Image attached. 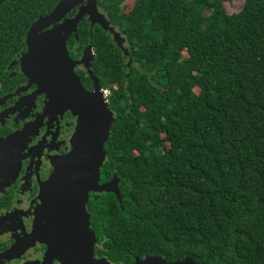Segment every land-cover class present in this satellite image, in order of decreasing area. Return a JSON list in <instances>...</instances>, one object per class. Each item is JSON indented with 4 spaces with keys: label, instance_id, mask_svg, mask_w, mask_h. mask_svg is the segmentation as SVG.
I'll list each match as a JSON object with an SVG mask.
<instances>
[{
    "label": "trees",
    "instance_id": "obj_1",
    "mask_svg": "<svg viewBox=\"0 0 264 264\" xmlns=\"http://www.w3.org/2000/svg\"><path fill=\"white\" fill-rule=\"evenodd\" d=\"M59 1L0 5V61ZM229 1L97 0L135 64L94 27L115 113L100 172L118 196L89 204L112 264H264V0Z\"/></svg>",
    "mask_w": 264,
    "mask_h": 264
},
{
    "label": "water",
    "instance_id": "obj_2",
    "mask_svg": "<svg viewBox=\"0 0 264 264\" xmlns=\"http://www.w3.org/2000/svg\"><path fill=\"white\" fill-rule=\"evenodd\" d=\"M6 1L0 0V5ZM84 1L60 0L49 14L37 19L26 34V53L21 58L25 75L47 94L48 106L69 111L77 117L72 150L54 163L48 188L42 193L45 203L42 214L50 215L51 220L40 227L37 236L48 247V260L59 257L60 264H112L104 258L93 257L96 239L89 228L86 204L90 192L118 196L116 178L99 184L100 169L106 157L104 144L109 138L114 116L100 94L95 78L96 93L90 94L84 89L74 68L85 60L74 62L69 58L66 39L77 32V25L84 16H88L91 27L98 25L119 45L121 36L97 10L96 0H88L86 6L82 5ZM78 6L74 17L65 18ZM131 264L194 263L189 258L181 263H166L154 256L142 260L136 258Z\"/></svg>",
    "mask_w": 264,
    "mask_h": 264
},
{
    "label": "flooded vegetation",
    "instance_id": "obj_3",
    "mask_svg": "<svg viewBox=\"0 0 264 264\" xmlns=\"http://www.w3.org/2000/svg\"><path fill=\"white\" fill-rule=\"evenodd\" d=\"M87 1L82 5L86 6ZM95 4L109 22L107 15L98 8L97 0ZM80 6L72 9L65 18L74 17ZM81 23L88 25V28L79 27ZM90 25L88 16H84L77 25V32L67 37L66 47L69 58L74 62L82 60L86 56L85 52L91 53L92 57L86 56L83 64L75 66L74 72L84 89L95 94L93 78L98 81V85L100 81L94 63L95 48L89 38L98 25ZM109 25L120 33L110 22ZM81 36L85 41L82 45ZM120 36L122 47L112 41L120 49L128 69L135 64L129 58V45L125 36L122 33ZM123 45H126V53ZM25 53L24 44L22 49L13 50L6 60L0 61V264H60L59 257L46 259L48 247L37 233L40 227L51 220L50 215L42 214L45 208L42 193L48 188L54 163L72 150L71 141L76 132L77 117L69 111L62 112L48 106L47 94L40 91L23 71L21 58ZM114 88L117 89V86ZM101 90L105 89H99L103 95ZM108 91L107 106L110 104V95H113ZM110 111L115 117V113ZM109 181H103L100 172L99 184ZM97 195L100 194L90 192L86 204L89 228L96 239L93 257L108 260L105 256V240L99 241L97 220L93 219L89 204Z\"/></svg>",
    "mask_w": 264,
    "mask_h": 264
},
{
    "label": "rangeland",
    "instance_id": "obj_4",
    "mask_svg": "<svg viewBox=\"0 0 264 264\" xmlns=\"http://www.w3.org/2000/svg\"><path fill=\"white\" fill-rule=\"evenodd\" d=\"M244 0H230L227 3H224V9L227 14H233L237 13L241 10ZM124 49L126 50V45H123ZM88 53V52H87ZM86 56L92 57L91 53L86 54ZM84 56L82 59L83 61L87 59V57ZM83 64V63H82Z\"/></svg>",
    "mask_w": 264,
    "mask_h": 264
},
{
    "label": "built area",
    "instance_id": "obj_5",
    "mask_svg": "<svg viewBox=\"0 0 264 264\" xmlns=\"http://www.w3.org/2000/svg\"><path fill=\"white\" fill-rule=\"evenodd\" d=\"M101 91H102V93H103V98L106 100V97H107V95L109 94L108 89L101 90Z\"/></svg>",
    "mask_w": 264,
    "mask_h": 264
}]
</instances>
